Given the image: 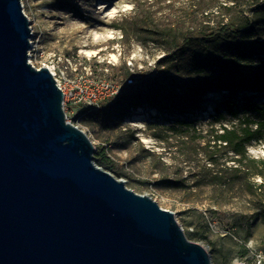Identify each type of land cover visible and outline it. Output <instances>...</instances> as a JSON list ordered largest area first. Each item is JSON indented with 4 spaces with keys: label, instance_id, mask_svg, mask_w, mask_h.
I'll return each instance as SVG.
<instances>
[{
    "label": "rangeland",
    "instance_id": "obj_1",
    "mask_svg": "<svg viewBox=\"0 0 264 264\" xmlns=\"http://www.w3.org/2000/svg\"><path fill=\"white\" fill-rule=\"evenodd\" d=\"M259 1L24 0L38 38L31 63L42 67L43 57L55 53L68 59L61 65L68 75L77 68L112 78L122 85L119 93L145 90L152 82L185 84L212 74L197 64L200 56L233 53L228 43L200 33L230 22H259ZM187 33L197 34L184 43ZM127 78L133 80L124 87ZM226 95L238 103L253 95L264 103V94L255 91L211 90L200 110L184 115L144 106L120 118L115 96L98 110L70 111L68 118L90 138L94 161L171 210L186 236L205 247L211 264H264V134L246 143L242 157L218 139L225 127L237 129L244 120L223 106Z\"/></svg>",
    "mask_w": 264,
    "mask_h": 264
},
{
    "label": "water",
    "instance_id": "obj_2",
    "mask_svg": "<svg viewBox=\"0 0 264 264\" xmlns=\"http://www.w3.org/2000/svg\"><path fill=\"white\" fill-rule=\"evenodd\" d=\"M30 37L21 1L0 0V264H211L171 210L94 161Z\"/></svg>",
    "mask_w": 264,
    "mask_h": 264
},
{
    "label": "trees",
    "instance_id": "obj_3",
    "mask_svg": "<svg viewBox=\"0 0 264 264\" xmlns=\"http://www.w3.org/2000/svg\"><path fill=\"white\" fill-rule=\"evenodd\" d=\"M256 5L261 9L258 13L261 23L258 21L253 23L252 19H248L242 25L230 22L221 25L209 34L200 33L202 39L226 42L233 48L231 56L215 52L207 53L197 59L199 66L212 68L211 75L185 84L174 85L173 82V85L169 86L152 82L145 90L122 91L112 100L118 108L119 117L124 118L144 106L153 107L162 114L184 115L200 110L204 95L211 90L255 91L264 94V0ZM242 30L247 31V39L235 36ZM196 34L187 33L183 42L191 41ZM253 34L255 35L252 36ZM254 56L259 57L262 63H254L252 60ZM223 106L231 115L237 116L241 112L244 120L237 129L225 127L219 133L218 139L242 157L245 155L246 143L264 134V103L259 104L253 101V95L245 97L242 103L235 102L226 95L223 99ZM261 164H264V161H261ZM260 185L264 186V179Z\"/></svg>",
    "mask_w": 264,
    "mask_h": 264
},
{
    "label": "built area",
    "instance_id": "obj_4",
    "mask_svg": "<svg viewBox=\"0 0 264 264\" xmlns=\"http://www.w3.org/2000/svg\"><path fill=\"white\" fill-rule=\"evenodd\" d=\"M20 1L22 9L27 15L24 0ZM29 42L28 61L31 63V58L38 50V38L35 37L32 27ZM65 60L68 61L66 57L51 53L47 57H43L42 65L49 69L63 92V110L67 121L70 122L68 118L70 111L78 112L81 108L85 109L84 112L98 110L104 104V101L115 97L120 92L122 85L109 77H90L78 71L77 68H73L72 74L68 75V70L61 67ZM107 68L108 66L105 70ZM132 80V78L125 79L124 85L129 84Z\"/></svg>",
    "mask_w": 264,
    "mask_h": 264
},
{
    "label": "bare ground",
    "instance_id": "obj_5",
    "mask_svg": "<svg viewBox=\"0 0 264 264\" xmlns=\"http://www.w3.org/2000/svg\"><path fill=\"white\" fill-rule=\"evenodd\" d=\"M89 54V51H86Z\"/></svg>",
    "mask_w": 264,
    "mask_h": 264
}]
</instances>
